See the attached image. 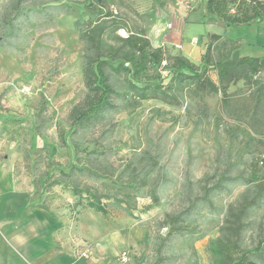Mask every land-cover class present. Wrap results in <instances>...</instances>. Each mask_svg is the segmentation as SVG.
I'll return each mask as SVG.
<instances>
[{
  "label": "rangeland",
  "instance_id": "rangeland-1",
  "mask_svg": "<svg viewBox=\"0 0 264 264\" xmlns=\"http://www.w3.org/2000/svg\"><path fill=\"white\" fill-rule=\"evenodd\" d=\"M12 1L0 0V9ZM18 1L24 12L16 14L10 32L0 34V208L11 205L8 214L15 216L40 207L68 215L72 223L87 216L95 226L144 231L148 240L137 251L129 249V262L131 254L140 264H213L210 241L221 238L264 264V88L241 79L223 93L154 67L139 85L157 96L134 107L123 95L130 93V78L108 69L121 94L98 117L76 124L73 109L90 102L80 28L97 17L86 9L97 0ZM104 1L112 20L144 27L156 45L163 41L161 31L181 30L191 12L203 14L204 0ZM204 24L221 35L215 59L236 48L241 55L264 56V18L233 29ZM116 33L127 34L123 28ZM202 34L193 35L203 55L208 37ZM210 75L217 81L215 70ZM255 78L264 84V70ZM96 142L105 149L100 164H93ZM72 167L94 175H74L90 195L68 190L73 177L61 170L70 173ZM95 194L107 214L88 206ZM170 216L183 222L173 234ZM77 236L76 245L84 239Z\"/></svg>",
  "mask_w": 264,
  "mask_h": 264
},
{
  "label": "trees",
  "instance_id": "trees-1",
  "mask_svg": "<svg viewBox=\"0 0 264 264\" xmlns=\"http://www.w3.org/2000/svg\"><path fill=\"white\" fill-rule=\"evenodd\" d=\"M104 5L105 1L101 3L97 0L94 4L87 6L86 9L89 12L98 15L80 28V37L83 41L81 54L83 76L90 102L87 108L73 109L72 116L76 124L98 117L103 110L113 104V96L121 94V91H118L111 83V72L108 69L130 78L128 82L130 93L126 91L123 95L127 104L134 107L143 99L157 96L156 93L149 91L148 85H139L150 78L147 72L154 67L168 68L172 78L180 82L191 80L209 86L212 90H222L223 93L227 92L230 83L241 79L264 88V84L255 78L264 70V56L241 55L236 48L231 53L215 59V42L221 39V35L207 33L206 50L201 57V64H197L181 53L172 54L164 46L153 45L144 27L133 29L125 19L122 20L123 22L116 23L114 19H111L114 12L105 11ZM202 5L203 22L214 23L225 29L238 25H252L264 18V0H204ZM23 9L18 0L4 4L0 9V34L10 32L14 28L13 19L17 13L24 12ZM121 28L126 30V35L116 33ZM212 70H215L217 74V81L210 75ZM262 100H264V91L259 94V101ZM96 148L98 151L93 164H100L99 159L103 157L102 153L105 149L98 142H96ZM71 170L70 173L61 170V175L73 177L70 187H67L68 190L80 197L85 193L89 194L91 192L89 186L85 184L81 187L76 183L77 178L74 175L75 173L84 174L91 178L94 175L88 168L79 167L77 171L72 167ZM75 176L78 177V175ZM254 178L258 180L259 175L256 174ZM260 182L264 185L262 180ZM93 196L94 200L87 198L88 206L97 212L107 214V206L102 203L100 196L96 194ZM107 198H109L108 195ZM44 206L48 209V205L44 204ZM169 220V234L183 228L181 226L183 222L177 218L170 216ZM261 247L262 245L259 244L256 250H260ZM210 250L213 255V264H258L248 256L250 250L242 249L231 239H212Z\"/></svg>",
  "mask_w": 264,
  "mask_h": 264
},
{
  "label": "crops",
  "instance_id": "crops-1",
  "mask_svg": "<svg viewBox=\"0 0 264 264\" xmlns=\"http://www.w3.org/2000/svg\"><path fill=\"white\" fill-rule=\"evenodd\" d=\"M179 24L183 26L182 19ZM181 30L177 25L161 31L163 41L154 45L169 47L175 54L185 56H190L185 49L189 48L197 54V59H201L202 53L193 34L199 31L205 35L210 33L207 32L209 27L203 22L202 11L191 12L187 27H182ZM11 209V205L0 208V213L6 212V215L0 214V264H140V258L134 259L132 256V259L131 254V262L128 263H124L119 256L130 248L139 250L141 244L148 240L141 233L144 231L129 228L117 230L106 228L102 224L95 226L88 221L87 216L81 218L80 222L72 223L68 215L53 213L40 207L34 208L30 215L18 212L13 216L8 214ZM77 235L84 239L76 245ZM78 246L81 249L91 246L88 248L91 255L81 256Z\"/></svg>",
  "mask_w": 264,
  "mask_h": 264
},
{
  "label": "built area",
  "instance_id": "built-area-1",
  "mask_svg": "<svg viewBox=\"0 0 264 264\" xmlns=\"http://www.w3.org/2000/svg\"><path fill=\"white\" fill-rule=\"evenodd\" d=\"M181 1L182 2H189V3H191V1L194 2L195 0H181ZM80 254H81V256H84V257H89L91 255L88 248L84 249ZM119 258L124 263H128L129 262V251H123L120 254Z\"/></svg>",
  "mask_w": 264,
  "mask_h": 264
}]
</instances>
